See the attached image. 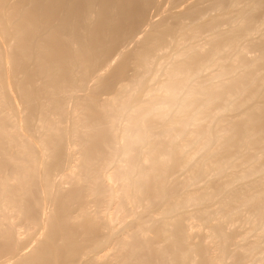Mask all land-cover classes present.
I'll list each match as a JSON object with an SVG mask.
<instances>
[{
	"label": "bare ground",
	"instance_id": "1",
	"mask_svg": "<svg viewBox=\"0 0 264 264\" xmlns=\"http://www.w3.org/2000/svg\"><path fill=\"white\" fill-rule=\"evenodd\" d=\"M0 264H264V0H0Z\"/></svg>",
	"mask_w": 264,
	"mask_h": 264
},
{
	"label": "rangeland",
	"instance_id": "2",
	"mask_svg": "<svg viewBox=\"0 0 264 264\" xmlns=\"http://www.w3.org/2000/svg\"><path fill=\"white\" fill-rule=\"evenodd\" d=\"M155 18H157V16H155ZM166 61H168V59H165L164 60V58H161V59H159L158 60V64H156V67H158L159 68V70L156 72L157 74H155L154 76H155V78L153 79L154 81L155 80H157V78H159L160 77V73H161V68H162V66L165 64V62ZM152 80V81H153ZM151 81V82H152ZM222 111V112H221ZM195 112V111H194ZM225 112H224V109L223 110H219L218 111V115H217V113L215 112V114H214V112L211 114L212 115V122L214 121V120H217L219 117H221V116H223V115H225L224 114ZM217 116V117H216Z\"/></svg>",
	"mask_w": 264,
	"mask_h": 264
}]
</instances>
